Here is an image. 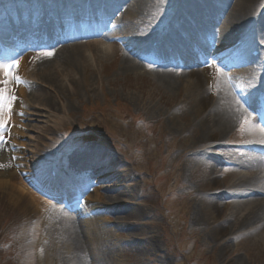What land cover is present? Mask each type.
Here are the masks:
<instances>
[{"label":"rangeland","instance_id":"374dc122","mask_svg":"<svg viewBox=\"0 0 264 264\" xmlns=\"http://www.w3.org/2000/svg\"><path fill=\"white\" fill-rule=\"evenodd\" d=\"M176 1L158 0L144 16L123 15L117 30L138 32L145 39L149 35L143 33L145 28L165 22ZM263 5L261 0L255 11ZM226 25L229 37L241 29ZM100 44L106 45L103 41ZM92 54L89 59L94 62L89 72L79 69L76 74L79 83L74 93L68 91L72 87L69 75L61 72L55 78L58 84L48 81L56 90L45 84L29 96L33 107L28 110L30 120L24 121L32 128L26 139L29 157L40 158L48 153L62 168H68L73 153L102 149L124 163L125 180L118 182L122 185L118 192L123 193L124 203L139 211L134 224L145 240L127 241V229L115 224L117 213L105 211L103 216L109 223L97 232L102 241L109 232L106 243L113 247L117 264H264V227L242 221L250 200L263 194L235 187L237 176L247 173L236 163L254 155L240 145L247 140L263 141L248 132L249 119L237 122L233 131L223 134L222 142L212 145L213 136L199 127L200 120L195 117L192 89L168 86L142 67L136 70L137 75L135 71L128 75L115 73L121 50L115 54L118 60L113 56L99 62ZM180 75L179 81L184 83L188 76ZM242 76L249 88L263 74L257 76L256 71L247 70ZM43 91L49 92L53 107H37L33 95ZM214 93L218 96L217 85L208 90V95ZM225 163L235 165L225 167ZM195 212L199 217L194 216ZM27 221L20 209L6 207L0 213V264H26V253L35 255L34 231L22 229L29 224ZM88 249L81 256L85 264H99ZM35 264H39L36 259ZM56 264L70 262L63 259Z\"/></svg>","mask_w":264,"mask_h":264},{"label":"bare ground","instance_id":"6f19581e","mask_svg":"<svg viewBox=\"0 0 264 264\" xmlns=\"http://www.w3.org/2000/svg\"><path fill=\"white\" fill-rule=\"evenodd\" d=\"M157 1L122 0L121 2L129 3L126 14L144 16L149 14L151 7L157 6ZM229 1L221 0L218 7V11L224 12L222 13L223 16L221 14V21L225 29L224 34L228 37L229 26L226 24L231 23L241 27L247 17L255 12L261 0H232L230 4ZM215 4H211L213 8ZM197 7L199 5L194 6L195 13L198 11ZM262 35L264 36L263 32ZM115 47L114 44L106 47V45H101L99 41H92L89 44H60L52 46V50L48 53L38 51L29 54L16 50L11 52L9 57L0 61V127L6 126L0 131V135L6 133L9 124L11 126L9 139L4 148H0V213L6 207L8 210L20 209L23 217H27V220L29 219L33 223L35 222L33 224V237L37 243L34 248L35 255L27 252V258H24L26 264H35V259L39 264H56L63 259L69 261L70 264H85L86 262L81 256L86 254L87 247H89V255L98 259L99 264H117L114 259L113 247L106 243L110 237L109 232L107 231L105 241H102L99 234L94 231L95 229L91 228L94 225L93 228L97 226V228L101 227V230H105L109 221L104 218L103 213L108 209L117 213L114 220L115 224L120 228L127 229V241L136 243L137 239L142 242L145 240L139 236L143 233L140 234L134 221L139 218V214H137L139 211H135L134 206L124 203L123 193L118 192L122 185L118 184L116 176H103V181H110L113 186L101 185L94 194L88 196L89 210L87 211L94 214V218L88 219L82 218L81 215L79 219H76L72 215L61 212L54 203L43 198L33 188L40 189L44 185L41 177L44 176V168L49 162L43 159L49 158V155L46 154L34 159L29 157V144L26 139H28L27 131L32 130V128L24 123L25 120H30L28 110L33 107V101L29 99V96L35 93V90H40V87L45 84L51 85L50 87L54 88L52 90H56L52 83L58 84L55 78L61 72H66L69 75L68 81L72 87L70 89L68 87V91L69 94L74 93L79 83L78 78H76L78 70L85 69L88 71L90 63L94 62L89 59L91 52H93L92 55L95 60L99 62L106 57L113 56L114 59L118 60L115 57L118 49ZM33 55H37L39 60L33 62ZM14 62L18 64V67L14 65ZM117 63L118 67L115 73L119 74L128 75L135 71V75H137L136 70L142 67L127 53H123ZM5 68L7 69L4 72ZM152 72L157 74L159 79L165 81L168 86L179 87L184 85L185 88L193 90L195 117L200 120L201 126L199 125V127H203L209 136H213L212 142H222L223 134L233 131L237 127L236 123L248 116V113L229 91L224 79L217 76L212 83L213 86H209V69L184 72L183 75L188 76L184 83L179 81V78H182L180 74L165 70ZM39 73L43 74L36 76ZM214 85H217L218 96H215V93L212 96L208 95V90L213 89ZM59 87L63 88L62 85ZM64 91H66V86L62 92ZM48 93L43 91L37 96L33 95L32 99L36 101L38 108L40 106L42 108L54 106V102ZM260 131L257 126L252 123L249 124L248 132L253 133L254 138H263L264 141V135H261ZM34 154H38L37 151ZM88 154L80 152L77 161L80 160L81 162ZM259 157L253 155V157L239 160L240 162L236 163L238 166L239 164L243 166L247 173L237 176L239 179L236 180L235 187L238 189L247 188L263 194L261 197L250 200V207L242 221L249 225L264 227V158ZM115 162V166H119L120 162L117 160ZM95 164L101 166L100 163L95 162ZM92 167L95 171L98 168L94 165ZM105 168L109 170L108 166H102L103 170H98L99 173L104 174ZM213 168L215 167L213 166ZM125 170L119 169L117 174H122ZM124 178L123 176L122 181L125 180ZM100 180L102 182V177ZM101 192H105V194ZM194 216L199 217L197 212L194 213ZM81 223L84 224L82 225L84 230ZM223 230L225 229H222V233ZM40 241L42 244H39Z\"/></svg>","mask_w":264,"mask_h":264}]
</instances>
